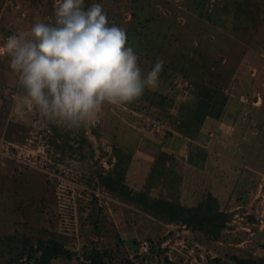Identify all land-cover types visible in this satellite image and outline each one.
<instances>
[{"label":"rangeland","instance_id":"374dc122","mask_svg":"<svg viewBox=\"0 0 264 264\" xmlns=\"http://www.w3.org/2000/svg\"><path fill=\"white\" fill-rule=\"evenodd\" d=\"M55 2L0 0V44L37 20L53 24ZM93 3L126 32L136 20L127 43L139 67L146 75L160 58L163 70L137 100L69 130L38 113L0 54V264L25 262L39 239L74 253L51 264H90L91 249L132 264H264V0L84 7ZM204 88L225 97L222 111L188 116ZM116 170L127 194L100 182ZM159 199L183 209L214 200L228 220L209 239L154 214Z\"/></svg>","mask_w":264,"mask_h":264},{"label":"clouds","instance_id":"9594fccd","mask_svg":"<svg viewBox=\"0 0 264 264\" xmlns=\"http://www.w3.org/2000/svg\"><path fill=\"white\" fill-rule=\"evenodd\" d=\"M53 13V24L37 20L0 44L25 98L44 119L79 129L104 105L132 103L157 85L164 60L145 75L125 29L109 23L102 4L56 0Z\"/></svg>","mask_w":264,"mask_h":264},{"label":"trees","instance_id":"16d2710c","mask_svg":"<svg viewBox=\"0 0 264 264\" xmlns=\"http://www.w3.org/2000/svg\"><path fill=\"white\" fill-rule=\"evenodd\" d=\"M133 24L136 28L134 30L130 29L126 32L127 38L130 41H132V36L135 37V34L138 33L137 31L139 30L136 20L133 21ZM198 96V105L195 109H187L188 116L190 115L191 117H194V115H196L197 119L199 116H203L207 112H215L218 114L222 111L225 104V97L220 96L218 91L210 88H204L202 91H199ZM184 124V122H181V125H178L176 128L181 130V127L184 126ZM115 173V176H111L110 174L105 176L101 175L100 182L110 188V190L125 194L126 187H124L121 183L122 172L118 174L116 170ZM149 208L154 214H157L158 217L181 221L193 231L201 232L207 238L214 240L219 238L222 228L229 216L228 213L217 210L214 200L207 203H201L197 205V207L183 209L172 202L159 199L158 202L154 203V205H149ZM73 255L74 253L66 249L61 242L55 239H39L36 247L30 248L26 251L25 262L22 261L17 264H51V262L58 257H65L69 259ZM82 258L83 261H89L90 264H132L129 260L114 261L111 253L102 252L97 249H91L90 251L84 252L82 254ZM233 259L238 264H259L252 259H238L235 257H233ZM163 264L182 263L165 260Z\"/></svg>","mask_w":264,"mask_h":264}]
</instances>
